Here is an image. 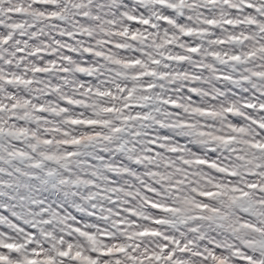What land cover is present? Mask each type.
Listing matches in <instances>:
<instances>
[{"label": "clouds", "instance_id": "clouds-1", "mask_svg": "<svg viewBox=\"0 0 264 264\" xmlns=\"http://www.w3.org/2000/svg\"><path fill=\"white\" fill-rule=\"evenodd\" d=\"M102 2L11 0L3 6V25H24L4 29L11 40L0 33L3 74L32 83L5 92L22 105L30 100L29 105L11 110L3 101L9 108L5 125L11 113V126L28 131L8 141L25 155L3 165L0 216L6 226L0 229V251L15 259L21 253L33 258L35 250L37 260L86 264L76 258L80 252L103 264L114 257L96 249L123 245L129 254L159 253L166 242L151 234L159 231L187 245V253L177 257L185 264H218L213 253L226 264L264 261V249L255 243L264 239V214L249 212L244 198L217 219L210 209L220 206L219 199L203 195L220 183L243 191L248 172L260 169L233 167L240 174L230 178L184 162L213 155L193 131L207 133L206 140L233 135L244 142L234 145L240 149L264 142V76L257 75L264 73V12L249 9L248 0H124L119 9L102 7ZM20 6L24 13L8 12ZM210 19L217 23L207 24ZM21 31L26 35H16ZM36 47L53 55H31ZM181 56L186 59H177ZM49 59L56 62L50 72L32 71L52 67ZM85 61L88 73L78 70ZM40 104L46 110L34 113ZM74 139L80 143H65ZM215 146L217 156H232ZM174 147L184 151H171ZM255 162L264 164L259 158ZM221 163L235 165L231 159ZM203 204L208 208L199 207ZM156 219L165 223L156 225ZM145 230L148 235H139ZM9 243L21 252L3 247ZM152 264L159 262L153 258Z\"/></svg>", "mask_w": 264, "mask_h": 264}, {"label": "snow or ice", "instance_id": "snow-or-ice-1", "mask_svg": "<svg viewBox=\"0 0 264 264\" xmlns=\"http://www.w3.org/2000/svg\"><path fill=\"white\" fill-rule=\"evenodd\" d=\"M11 0H0V24H3V13H4V4L10 3ZM138 3H145L146 0H137ZM160 3H163L164 0H159ZM208 2H214V0H208ZM257 5H260L262 7H257ZM102 7H109L113 9H119L124 6V0H103ZM176 5H172V7H175ZM246 6L251 9L255 10L257 12H264V0H248ZM8 12H15L17 14L24 13L25 9L23 6L17 7L15 9L9 8ZM53 15H56L53 13ZM131 20L137 21L138 23H143L145 25L150 24V21L147 19H141L137 16H131L129 17ZM167 22L175 23L174 20H170L168 17L163 18ZM209 25H215L217 23L216 20L210 19L206 21ZM228 24H232L233 21L228 20L226 21ZM24 25L20 23H12L9 25H4L3 28H0V33H3V39L5 41L11 40L12 35H9L7 32L4 31L5 28H7L9 31L14 29H20L23 28ZM152 27H155L153 24ZM187 34L191 35L192 30H187ZM16 35L23 37L26 35L25 32L21 31L19 33H16ZM124 35H127V32L124 33ZM138 36L137 33L132 34V39H136ZM32 39H36V36H32ZM233 39H236L233 37ZM19 52L23 53L25 51L24 48H19ZM70 51H72L70 49ZM89 54L92 53L91 49L86 50ZM190 52L196 53L198 51L197 48H191L189 49ZM31 55H43L45 57H51L53 53L46 52L41 47H36ZM213 55H219L218 53H213ZM90 58V56H89ZM65 60H70L71 57H63ZM179 60H184L186 57H178ZM235 60H239L240 57H233ZM4 49L0 47V178L5 175V169L3 165L5 163H11V160L13 157L18 156H24L25 153L20 151L19 149L13 150L12 145L8 142L9 138H16L19 139L20 136L24 133H27L26 128H19V127H13L11 126V121L13 119L12 114L10 113L7 119L9 120V125H5V112L9 111L8 106H6L3 101L8 100L10 104L11 110H18L21 107H25L31 103L30 100H25L24 104L22 105L21 102L16 99L14 96H6L5 92L9 89L14 91V85L16 84H31V80H26L22 76H18L15 73H9L7 76L3 74V65H4ZM8 63H11V61H8ZM48 63L52 65V67L45 68L42 66H37L32 69L33 72L41 73V72H50L53 67H55V61L49 59ZM133 63L139 64L140 61H134ZM87 62L85 61V66H81L78 70L82 73H88L89 69L86 66ZM62 71L67 72L68 69L64 68ZM257 75L264 76V73H258ZM224 79H231L230 77H222ZM235 83V82H234ZM7 84L8 89L4 87V85ZM190 91L195 92V89H191ZM72 102V101H69ZM249 107H252V105H249ZM261 107H264V105H261ZM45 107L43 104H40L33 108L34 113H43L45 111ZM234 108L227 109L228 112H233ZM206 111V110H205ZM27 117L35 119L37 122L40 121L41 117L39 115L33 116L32 113H26ZM75 123H80L79 121H75ZM85 123L88 124H94L96 121H85ZM261 128L264 129V125H261ZM237 132H242L243 129H236ZM192 135L200 136L201 140L200 143H204L208 145L207 150L212 153L213 155L208 157H197L194 160H186L185 163H195L197 165L206 166L211 169H215L218 172L232 178L238 176L240 173L233 170V167L239 168L241 170L243 169H252L257 168L260 169V171L252 172L249 171L248 175L250 177V180L248 183L244 185L245 190H241V187L232 185L231 187L220 183L215 186L214 191L205 192L203 193L204 196L208 198H218L220 201V206L217 208H212L210 211L216 216L217 219L220 218L221 213H227L230 211L232 207H235V204L237 201H241L244 198H247L244 200L247 210L253 214H264V212H258L257 209L264 210V200L261 198H264V164L262 163H256L255 161L257 158L260 160H264V142H256L252 144H248L246 148L240 149L237 147H234L237 143H244V142H238L236 140V137L233 135L224 136V135H216L211 138V140L203 139L205 136H207V133L204 132H196L193 131L191 133ZM65 143H72V144H78L80 143L79 140H72V141H65ZM219 144L226 152L232 153L231 157L228 156H217L216 153L220 151L219 148H217L215 145ZM171 151L176 152H183L184 149L181 147H174L171 149ZM237 153H240L237 155ZM8 157V160H5V157ZM225 159H231L235 161V165L230 164L228 167H225L223 163H221L222 160ZM8 175H12V172H8ZM259 178V182H257V179ZM2 182H0V187H2ZM252 193L253 196L250 197L249 193ZM259 193V196L256 197L255 194ZM0 196H3V192L0 191ZM260 200L261 202L258 203L257 201ZM3 205H0V208H2ZM155 208L162 207L159 204L154 205ZM202 209H207L208 205L203 204L199 205ZM91 215V214H90ZM4 217L0 216V223H4ZM156 225H160L165 223L162 219H156L154 221ZM148 231L145 230L142 233H139V235L146 236L148 235ZM152 235L160 236L163 238V240L166 242L163 247L160 249L159 253L151 252L149 253L148 250H145V255L141 256L139 254H129L126 250V247L121 246H110L107 247L106 250L101 251L100 249H96V251L101 252L102 255L105 257H114V259H105L103 264H152L153 258L156 262H159V264H185L183 259L177 258L182 256L183 254L187 253V245L183 243L181 240H176L174 237L170 235H166L159 231H154L151 233ZM171 240L172 244L169 246L167 244V241ZM256 245L264 249V239L258 240L255 242ZM4 248H7L9 250H16L18 253L21 252L20 247L16 244H5L3 245ZM71 247V246H70ZM219 247V246H217ZM40 255L39 252L33 251V258H29L28 253H21L19 254L15 259H13L11 256L4 255L2 251H0V264H55V260L53 257H46L43 260H37L34 257ZM61 256H68V252H62L59 253ZM123 255V259L120 258V256ZM76 258L82 259L83 261H86V264H101L99 257L97 258H91V257H82L80 252L75 253ZM211 259L213 261H218V264H226L223 258H219L213 253L211 256ZM245 260H251V257H244ZM259 264H264V261H260Z\"/></svg>", "mask_w": 264, "mask_h": 264}, {"label": "rangeland", "instance_id": "rangeland-1", "mask_svg": "<svg viewBox=\"0 0 264 264\" xmlns=\"http://www.w3.org/2000/svg\"><path fill=\"white\" fill-rule=\"evenodd\" d=\"M3 26H4L3 24H0V28H2ZM5 226H6V222L0 223V229H2Z\"/></svg>", "mask_w": 264, "mask_h": 264}]
</instances>
